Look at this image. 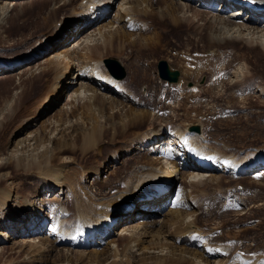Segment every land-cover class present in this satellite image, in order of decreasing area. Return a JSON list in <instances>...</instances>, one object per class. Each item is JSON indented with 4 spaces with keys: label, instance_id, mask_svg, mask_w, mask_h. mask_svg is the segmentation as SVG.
Returning a JSON list of instances; mask_svg holds the SVG:
<instances>
[{
    "label": "bare ground",
    "instance_id": "1",
    "mask_svg": "<svg viewBox=\"0 0 264 264\" xmlns=\"http://www.w3.org/2000/svg\"><path fill=\"white\" fill-rule=\"evenodd\" d=\"M18 1L20 0L0 1V3H3L0 8L1 43L7 40L6 35L7 37H11L15 31V26L5 27L6 24H11V21L8 22V18L11 16L9 13L15 10V8L21 12L24 9V5L21 4L25 3L27 5L26 8H29L32 5L31 2H35L36 0ZM242 1L244 2L246 0ZM252 1H259L264 6V0ZM111 3V0H63V4L60 6L61 9L52 8L50 9V13L56 15L60 10L62 11L64 9L67 11L69 8V14L62 16L53 23L52 20L47 23L46 18H41V23L46 29L44 28L45 30L41 32L44 33L43 36L41 33L37 36L35 48L13 58L0 60V76L4 74H7L4 75L5 77L15 74L21 75L26 72L31 83V77L33 79L37 77L33 80L34 85H37L35 87L36 89H34V97H39L43 94L41 102L36 101L37 104L39 103V106L32 108L34 102H31L32 96L29 98V94L24 95L22 92L23 95L20 99L18 98L20 105L23 104L24 106L21 113L22 116L30 109L37 110L36 112H28L31 113L30 116H27L30 117L29 119L32 122H34L36 116L43 113L42 110H49L61 101L65 95L62 96V92L66 88V85L68 87L65 92L67 93L68 91L65 100L68 106L59 109L54 114V120L52 122L42 124L39 128L38 136L34 138L39 144L44 139H47L48 144L51 145L50 152H43L36 159H32L24 166H21L18 161H12V159L6 158V161L4 160L0 163V172L11 170L12 179L14 176L16 177L20 174H24L26 179L34 176L38 181L37 194H43L46 197H50V192L56 191H58V196L68 194V200L71 204L69 205L75 208L72 220H69L67 217L69 214L67 208L60 207L58 212H54V209H51L52 211L49 212L46 211L47 207H45L42 211L41 206L34 205L27 200L23 205H20L18 201V209L17 207L15 208L16 213H6L5 208L8 206L9 194H2L0 192L1 228L5 227L6 231L8 230L10 232L24 230L26 232L25 236L35 235L38 237L37 243L26 244L28 248L34 250V253L36 252L37 258L40 257L38 260L36 259L38 262L44 260V258H48L51 253L56 252L58 259H63L64 262L68 263L70 261L69 257L64 252L62 254L59 251L57 252L56 247L59 245L62 246V243H65L67 239L76 234L74 241H79L82 244L83 242L86 244V242L93 239L94 241L98 240L97 245L87 243L86 245H89L90 248L82 251L79 249L77 251L79 253L75 254L77 260L79 259L80 262L84 261L83 264H101V262H104L105 259L103 257L105 256H111L113 260L109 264H115L118 260L117 258L123 257L126 259V257H132V253L137 251L140 253L137 259L139 264H231L228 263V259L233 253H241L246 258H254V263L262 259L263 262L261 264H264V253L255 254L253 247H250L251 245L240 246L242 242H240L241 237L238 233L231 236L227 234V240L225 242H221L220 240L219 242L213 239L215 237L213 233L216 230H220L219 228H215L216 230L212 231L209 229V231L203 232L201 229L204 227L198 225V216L200 214L203 215L204 212L201 211V204L194 205L197 203L195 202L193 203L194 206L190 207L187 205V202H183L182 204V201L180 203L173 201L171 203L169 199V193L173 190L177 182L180 183V180L181 183L187 184L188 187L196 189V186H203L204 181L211 182L212 180H217L224 169H231L240 173L256 170L257 167H264V155L260 158L254 157V155L248 157V153H246L241 158H248H242L243 160L241 158H228L229 160L227 159L223 163L222 155H217L219 149H217V153L215 154L207 144L208 141H204V136L199 137L195 134L198 132L194 130L193 132L195 133L178 130L175 127V129L173 128L171 130L167 125L168 122L166 119L161 120L159 128L139 132L144 127L143 125L149 122V118H151L149 117L150 113L142 109L143 105L135 100L134 95L130 100L131 97L129 94H132V92L129 88L122 87L119 85L120 83L116 85L117 80L108 74L103 65V61L105 60L102 61L104 54L102 53L103 56H101V53H97V57L102 59L95 57V53L99 49L98 46H100V49L102 48L103 50L111 52V49L114 47L112 44L114 41H120L121 43L116 44L118 47L116 51L120 54L123 52L124 42L127 45H131L132 48L138 45L139 49L157 51L158 43L160 44L158 41L159 38H157V32L153 31L151 36H144L146 33L145 27L149 28V26L147 23L138 20H143L142 18L137 19L138 16L145 14V11L149 10L155 15L157 20L161 21L166 19L170 23L173 22L172 25L176 29H180L182 25L188 27L187 30L190 33L185 38L193 40L194 43H198L199 38L206 35L211 46L205 45L204 48L208 50V53H210L209 51H213V56L224 55L220 50L223 45L227 47L233 46V49H236L234 48L235 46L239 49L236 51L231 50V54L237 52V56L245 57L251 63H254V61L258 62L259 66L264 68V27L262 29V26H260L264 24V11L261 10L259 12L260 14H257L262 19L261 24L258 25V23H248L247 19L243 20V17L239 16L242 8H234L232 12H229V15L221 16L214 15L215 12H210L206 9V3L200 2L191 4L183 3V0H169L167 2L164 0L158 1L157 3L154 0H119L116 7ZM103 5H108V10L109 7L111 9L115 7V14L111 18L110 16L112 14L109 12L103 18L99 19V12L104 7ZM58 9L59 11H57ZM97 14V20L93 22V24H96V27L93 29H85V25L90 23V18ZM129 21H133V25H129ZM133 30H137V32L132 33ZM76 34L79 37L71 43L72 46L71 44L69 45L71 48L62 49L63 41ZM20 37L22 38V36ZM156 39H158L157 42ZM261 39L263 42H260ZM172 40H168V37H163L162 42L164 41L169 44V47L173 50L184 48L185 54L183 55L185 58L183 59V64L186 68L185 74L188 77L190 75L194 79L202 77L196 71L193 61H191V57L188 54V47L185 44L178 45L175 38ZM257 40L259 42H256ZM15 43L18 42L16 41ZM52 49L55 52L49 58H45L40 62L37 61V64L34 63L41 55ZM73 54L77 61V65H75L76 70H74V65L72 64ZM258 55L263 57H259ZM49 70L51 73H46L50 72ZM13 71H15V74ZM214 77L212 76L211 78ZM6 78L7 80L0 82L2 89H6L12 83V78ZM20 79L14 82V87L23 84ZM66 79L67 83L65 82ZM242 79V82L239 80L241 83H245L247 80ZM212 81L210 83L211 89L207 91H211L214 95L218 94L216 93V85L218 83H223L226 87L235 86L239 83L237 82L238 80L228 83L225 81V78L222 79L221 77H217ZM48 82L50 84H47ZM245 88L243 87L242 89ZM189 91L188 89H184L182 81H179L176 84L175 94H173L174 101L171 104L163 106L164 108L160 111L168 109L174 113L177 109H184L185 103H189L184 97L186 95H203L204 89L201 87L196 89L195 86L189 89ZM135 96L139 97L140 95L135 94ZM179 96L183 98H179ZM159 98L164 99L165 103L171 97L167 96L166 91H163V94ZM178 99H181V101L177 102ZM79 100L81 105L77 106ZM140 100L145 101L144 99ZM202 101L207 104L210 103V101L205 99ZM190 103L192 107L198 104L195 100ZM111 111L114 114H110ZM7 112L4 113L2 110L0 114L3 116L4 113L5 117L8 114ZM33 114L36 115L34 118ZM27 116L26 118H28ZM116 116L118 121L115 120ZM70 117L72 120H70ZM150 122L151 124L154 123V121ZM0 123L3 122L0 121ZM22 124L15 125L18 131L24 128V124ZM195 126L200 130L199 125ZM192 128L190 127V129ZM125 129L126 132L124 131ZM125 134H128L127 139H125ZM164 137L168 138L167 141L169 143L172 140L176 146H179L174 151L177 156L176 161L179 163L172 162L171 164L166 163L164 165L159 160L141 157L143 160H138V162L140 161L138 165L131 164L125 171H123L124 163H121V167L111 169L109 173V178L112 177L115 180V184L113 183L114 186L112 184L113 181L106 178V181L99 184V192L97 194L92 193L90 187L84 180L87 175L98 172L101 167L96 166L92 169L89 167L91 164L88 163L82 168V165L79 166L78 169L76 163L78 161L75 162L68 157L73 155L75 153V147L80 145V155L82 158H85L84 154L87 153L91 157H97V164L98 162H102L105 166L109 162L117 164L121 161L120 157L126 153L129 154L132 151L146 153L145 148L147 146L150 148V145L153 146H151L152 150H156L162 145L159 142L160 140H164ZM120 138L125 142H120ZM104 139L107 144L106 148ZM4 142L5 140L2 144L0 143V152H2ZM199 151L201 153L198 154ZM134 155L135 153L131 158V162L136 159ZM225 155L223 156L227 157ZM135 162L137 164L136 160ZM96 163L93 162V164ZM244 164L247 166L240 167V165ZM188 166L192 167V169H187ZM204 172L209 174H205ZM82 174L84 175V179H82ZM120 174H123V177H119ZM164 184L166 186L175 185L164 195L159 194L157 195L158 197H152L155 194L154 191H157V185L164 186ZM116 186L120 188L118 189ZM201 189H205V187ZM106 190L109 191L108 194H104ZM227 190L229 191L230 189ZM219 191L220 193L223 192L221 189ZM150 197L152 199L146 201ZM197 198L195 197V199ZM206 202L208 203V201ZM207 203L203 207L207 206L210 211L211 205ZM238 204L239 206L244 205L242 202ZM138 205L141 207L135 208ZM129 207H134V212H129ZM145 208H148V210L146 211ZM135 215H139V218H136ZM162 215L163 220L161 222L155 219ZM213 215H215L214 212L210 216H207V218L210 219ZM124 218L125 223L119 228L120 234L125 232V230L129 231V229H131V233L128 232V234H123L119 237L117 235L112 236L110 234V224L115 226V223L117 224L119 219ZM142 219H146L147 221H142ZM26 221L29 223L28 225H25ZM48 224L50 225L48 226ZM153 224L159 226L158 229L156 228L155 233L152 232V235L149 226ZM140 228L144 231V240L137 239L140 236L136 238V233ZM197 233L206 237L205 241L201 242L200 247L186 245L187 238L195 239ZM150 235L152 241L145 247V239H147L145 237H150ZM0 237L2 238L0 239L1 241H5L6 233L5 235H0ZM97 237L102 238L97 239ZM168 237L171 240L166 242ZM121 239L127 240L119 251L116 249V243ZM159 239L165 240L161 242ZM101 240L105 241V245L103 246L107 247L98 249ZM212 240H214V243H212ZM230 240H235L236 244L238 243L239 245L234 248L235 245L228 243ZM215 245L217 249H214ZM236 248H240L241 250L234 251ZM66 251L68 252L69 250L66 249ZM227 252L230 255L227 256ZM242 255H240L241 262L245 261ZM235 261H237V258L233 260V263ZM119 263L125 264L124 261L122 262V258H120Z\"/></svg>",
    "mask_w": 264,
    "mask_h": 264
},
{
    "label": "rangeland",
    "instance_id": "2",
    "mask_svg": "<svg viewBox=\"0 0 264 264\" xmlns=\"http://www.w3.org/2000/svg\"><path fill=\"white\" fill-rule=\"evenodd\" d=\"M36 1H35L36 3L31 2L32 5L29 8H26L27 5L25 3L21 4L24 5V9L21 12L17 11L15 8V10L9 13V15L11 16L8 18V22L11 21L10 22L11 24H6L5 27L9 28L15 26V31L13 32V35L11 37H7L6 35L7 40L5 42L1 43V37H0V60L6 58H13L15 56L20 55L23 52H27L35 48L36 46L35 41L37 36L46 29V27L41 23V18L43 17L46 18L47 23L52 20L53 23L54 21L60 19L62 16H67L69 14L68 11L69 8L67 11L64 9H62V11L60 10V12H58L56 15L50 13V9L52 8L61 9L60 6H62L63 0H36ZM2 5L3 3H0V8L2 7ZM59 9L57 11H59ZM115 11H116L115 8L113 11H111L112 15L110 16V18L115 14ZM145 14H141L140 16L137 17V19L142 18L143 20L140 19L138 20L140 22L147 23V25L149 26V28L145 27L146 33L144 34V36L148 37L152 35L153 31L157 32L158 34L157 38H159V40L156 39V42L157 40L160 42V44L158 43L157 51L143 50L141 48L139 49L138 45L132 48L131 45H127V43L124 42L125 46L123 47V52L120 54L116 51V48H118L116 44H121V43L120 41H116V42L114 41L112 43L114 47L111 49V52L103 50L102 48L100 49V46H98L99 49L95 53L96 56L94 55L96 58H99L97 57V53H101V56H103L104 54L103 59L99 58L102 59V61L104 59L114 58L118 60L121 66L124 68L126 76L120 81L118 80L116 85L120 83L119 85H121L122 87L129 88L130 91L132 92V94H129V96L131 97L130 100L133 98L134 95L135 100L143 105L142 109L144 111L149 112L150 113L149 117H151L149 118V122L144 124L143 125L144 127H142V130H140L139 132H146L148 129L150 130L153 128L155 129L157 127L159 128L161 124V120L163 121V119L167 120L169 124L167 122L166 123L171 130H173V128L175 127L178 130H186L188 132H192L189 131L190 127H192V125H199L200 128L199 132L198 133L193 132V133H195L199 137L204 136L203 137L204 141L206 142L208 141L207 144L213 150V152H215V154L217 153V149H219L217 155L218 154L220 156L222 155L221 157L223 163L226 162L228 158L229 159L241 158V156H244L246 153H248L247 155L248 157H252L254 155V157L260 158L261 156H263L264 155V68L259 66L258 62L254 61V63L253 62L251 63L249 59H246L245 57L244 59L239 55L237 56L236 54L237 52L235 54H231L230 53L231 50L236 51L237 49H239L238 47L235 46L234 48L236 49H233V46H230L231 48L229 46L228 47L224 45L221 46L220 50L222 53H224V55L223 54H221V56L218 55L219 57L216 55L215 57L213 56V51H209L210 53H208V50L204 48L205 45L211 46L210 43L208 42L209 40H207L206 38V35L200 37L198 43H194L193 40L185 38V36L190 33L187 30L188 27H184L185 25L184 26L182 25L183 27L181 26L180 29H176L172 25L173 22L170 23L166 19L159 21L157 20V18H155V15L149 10H146ZM261 26H262L261 28L263 29L264 25ZM93 28L94 27H92V29ZM175 29L176 31H174ZM43 34L44 33H41L42 36ZM20 36H22V38ZM78 37L79 35L76 34L71 38H67V39L65 38L66 40L63 39L64 44L62 45L63 46L62 49L64 48L66 49L69 47L71 48L72 46L71 43L77 40ZM163 37H168V40H172L173 38H175V41L178 42V45L185 44L188 47L189 50L188 54L191 57V61H193V65L196 71H198V74L202 77H197L194 79L190 75L188 77V75L185 74L186 68L183 64L184 63L183 59L185 58L183 55L185 54L184 48H181L179 50H173L171 47H169V44H167L164 41L162 42ZM248 37L250 38V36ZM16 41L18 43H15ZM256 42H259V40H257ZM260 42H263V40L261 39ZM70 44L71 46H69ZM240 50L242 49L240 48ZM54 52L55 51L52 49L47 53H44L34 63L37 64L41 60H44L45 58H49L51 54ZM258 56L263 57L261 55ZM162 60L167 62L169 69L171 71L179 72L178 82L182 81V85L184 89L186 90L188 89L189 91V89H192V87L195 86L196 89H198L199 87L204 89L203 95H195V96L186 95L184 98H186V101H188L189 103L186 102L183 107L184 109H177L175 110L174 113L172 110H168V109L160 111L161 109L164 108L163 106L171 104V102L174 101L173 94H175L176 84L178 83L177 82L176 84H168L167 82L160 80L157 74V63ZM259 61L261 60L259 59ZM72 64L74 65V70H76L77 68L75 65H77V61L74 54L72 56ZM42 65L41 67L44 66ZM13 72L15 74V71ZM46 73L50 74L51 71ZM219 73L222 74L219 75ZM25 74L26 72H24V74L21 75L15 74L13 76H6L9 79L12 78L11 79L12 85L9 84L6 89H2L0 86V111L3 110L4 113L8 111L7 113L9 114V115L6 114V116L9 117L6 116L4 117L5 115L4 113L3 116L0 114L1 115L0 121L3 122L0 123V141H2L0 143L2 144L3 141L5 140L4 147L2 146L3 147L2 152H0V163H2L4 160L6 161L7 159H12V161L13 160L18 161L21 166H24L32 159H36L37 156L42 154L43 152L46 151L50 152L51 145L48 144L47 139H44V141L39 144L38 142L35 141L34 138L38 136L39 134L38 131L42 124H47L49 122H52L54 120V114L62 107L68 106L66 105L67 102L65 101L66 96L68 95V91L67 93H65L66 89L68 88L66 85L65 86L66 88H64V91L62 92V96L65 94L62 100L59 101L51 109L42 110L43 113H40L39 116L34 115L35 114L34 113L33 118L36 116L34 122H32V120L29 119L30 117H28L27 115L30 116L31 113L28 112L31 111L36 112L37 110L30 109L28 110L27 113H25V115L22 116L21 113L23 111L24 106L23 104L20 105L19 99L23 95V93L24 95L29 94V98H31L32 96L31 102H34V106H32V108L38 107L43 97V94L39 97L37 96L34 97V89H36L35 87L37 85H34L33 80H35L37 77H35V79L31 77L32 79V83H31L30 78H28L27 77L28 75ZM4 75L0 76V82L7 80V78ZM212 76L215 77L211 78ZM217 77H221L222 79L225 78V81H227L228 83L229 82L232 83L236 80H238L237 82L239 83L238 85L235 86L232 85L229 87H226V85H224L223 83L221 84L218 83L216 85V91H217L216 93L218 94L214 95L211 93V91L208 92L207 90L211 89L210 83L213 82L212 80L216 79ZM242 78H244L245 80L247 79L246 81L249 80L248 83L245 84L246 81L245 83H241L243 81ZM19 79L21 80V83L23 82V84L14 87L13 86L14 82L18 81ZM239 80L242 81L240 82ZM49 82L47 84H50ZM65 82L67 83V79L65 80ZM243 84H245L243 87H246L247 89L246 88L242 89L243 87L241 88ZM163 91L164 92L166 91L167 96L171 97L169 100H166L165 103H164V99L159 98V96L163 94ZM189 93L191 92L189 91ZM135 94L136 95L138 94L140 96L139 97L135 96ZM179 98H183V97L179 96ZM140 99H144L145 101H141ZM203 99L210 101V103L207 104L203 102L202 101ZM194 100L197 101L198 104L195 107H192L190 102ZM36 101H38L39 103L37 104ZM136 101L134 102L136 103ZM180 101L181 99L177 100V102ZM79 105H81L80 100L77 103V106ZM110 114H114V112L111 111ZM26 116L28 118H26ZM3 119H5L6 121L5 120L3 121ZM70 120H72L71 117ZM115 120L118 121L117 116L115 117ZM150 121H154V123L151 124ZM19 124H22L24 126V128L21 131H18L16 129V126ZM124 131L126 132V129ZM128 134L124 135L126 136L125 139L128 138ZM166 139L168 140L167 137H164V140H160L159 142L160 145L161 144L163 145ZM121 141L122 140L120 138V142ZM123 142L125 141H122V143ZM104 144L106 148L107 146L106 142ZM151 146L152 145H150V148L149 146L145 148V151L148 149L146 153L142 151L141 152L132 151L129 154L126 153L124 156H121L120 157L121 161L119 163L112 164L111 162H109L106 163V166L102 162H98L99 164L98 165L96 163L97 157L96 158L91 157V155L87 154L86 152H85L86 154H84L85 158H82L80 155V145H77L75 147V153L68 157L70 159H73L75 162L78 161L76 162L78 169L79 166L82 165L81 166L82 168L85 164L88 163L91 164L89 167H91L92 169L95 168L96 166L101 167V169L98 172L87 175L84 180L87 183V185L90 187L92 193L97 194L99 192V184L102 183L103 181H106V178H109V173L111 169L121 167L122 166L121 163L122 164L124 163L123 171H125V169L131 166V164L138 165V163L140 162V161L138 162V160L142 159L141 157L157 160L156 158L150 156V153L154 151L152 150L153 146L152 147ZM224 152L226 155L224 154ZM134 153H135L134 157H136L135 160L137 161V164H135L136 163L135 160L131 162L132 161L131 158ZM223 155L227 157H224ZM248 157H242V158L245 159ZM93 162H95L96 164H93ZM259 169H264V167L258 168L256 170ZM256 170L249 172H251L250 174L254 175L253 173ZM21 175L22 174L16 177L14 176V178L12 179L11 170H4L0 172V192H2V194L4 193L9 194L8 206L7 208H5L6 213H13V214L16 213L15 208L17 207L18 209V205H17L18 201L20 205H23L24 203H26L27 200L33 203L34 205L37 204L38 206H41L42 211L44 210L43 208L45 207H47L46 211L49 212L52 211L51 209H54V212H58V209L60 207L67 208L69 212L67 217L69 220H72L74 216L75 208L74 206H70L71 204L68 200L69 197L68 194L65 195L61 194L60 196H58V191H56V192H50L49 193L50 195L48 194L50 197H46L43 194L39 195L36 192V189L38 188V181L36 180L37 178L33 176L32 178L26 179L24 177L25 176L24 174L22 176ZM221 176L217 180H212L211 181L212 183L209 181L206 182L204 181L203 186L202 185L199 187L196 186L197 190L188 187V185L185 183H181L180 180V183L182 184L181 186L182 201L185 203L187 202V205L190 207L196 204H201V211H204L203 215L200 214L198 216L199 217L198 225L200 227H204L201 230L203 232H207L209 231V229L211 231L216 230L215 228L220 229L215 231V235H214L215 237L213 239L219 242L220 240L221 242L223 241L225 242L227 240L226 238L227 234L231 236L233 234L238 233L239 236L241 237L240 242H242L240 243V246L251 245L250 247H253L255 254L264 253V170L261 173H259L256 177L242 176L241 178L231 179L230 177L227 176L225 177L224 175ZM119 177H123V174H120ZM82 179H84L83 174H82ZM109 180H112L113 181L112 184L113 183L115 184V180L112 177L109 178ZM218 180L219 182H217ZM205 183L207 186L204 185ZM176 184H178V182ZM116 187L118 189L120 188L118 186ZM203 187H205V189H201ZM214 187L215 188L217 187L218 189L217 188L215 189ZM220 189L221 191H223L222 193H220L219 191ZM227 189L230 190L228 191ZM234 190L237 191V194L239 196L235 193ZM172 191L169 193V199L171 203L173 201H176V199L171 201ZM192 191L194 195L192 194ZM198 191L199 193L197 194ZM105 192L104 194H108L109 191L106 190ZM195 197L197 199H195ZM224 200L227 201V204H224ZM206 201H208L209 205H211L210 206V209L212 210V211L210 210L211 212L208 210L207 206L203 207V205L207 203ZM239 202L244 203V205L240 206L242 208H240V210L237 212H234L226 208V205H230V204L232 205V203L234 205V204H238ZM193 203L195 204L193 205ZM140 207L141 206L138 205L135 208H140ZM213 212L215 215H213V217L210 219L207 218V216H210ZM155 219L161 222L163 220V215L158 216ZM124 221L125 218L119 219V221H117V224L115 223V226L112 230L114 236L116 231H120L119 228L125 223ZM28 224L29 223L26 221L25 225ZM49 225L50 224H48V226ZM158 226L155 224L149 226L152 235L158 229ZM5 233H6V237L4 238L5 241L0 240V264H80V263L83 264L84 263V261L80 262L79 259L77 260L76 258L75 254L79 253L77 252L79 251V249H74L75 251L67 252L66 251L67 248L60 245L56 247L57 252L59 251L60 254L64 252L65 255L70 259L68 263L64 262L63 259H58V257H56V252L51 253L49 257L46 258L47 260L44 258V260L38 262L36 261V259L38 260L40 257L37 258L36 252L34 253L33 249H30L26 246L27 243L30 244L37 243L38 237H36L35 235L27 237L24 235L26 233L24 232V230H18V231L14 230V232H10L8 230L6 231L5 227L1 228L0 225V235H5ZM137 233H136L137 236L135 235L136 238L140 236L137 239L144 238L143 229L140 228ZM6 238L9 239L7 240ZM145 238H147L145 239L146 242L145 247H147L149 243L152 241V237L150 235V237H145ZM0 239L2 238L0 237ZM167 239L168 240H166V242L167 241L169 242L171 240V239L169 240V237ZM126 240L127 239L119 240L116 243V247H117L116 249L120 251L124 246V244L126 243ZM164 240L165 239H159V241L161 242H163ZM234 242L236 243V241ZM212 243H214V240H212ZM238 245H239L238 243L235 244L234 248ZM104 247L106 248L107 246H102L100 248H104ZM214 249H217L216 245L214 246ZM80 251H82V249H80ZM138 254H140L139 251L133 252L132 257H126V259H124L123 257H119L117 258L118 260L116 259L117 261L115 264H120L119 263L120 258H122V262L124 261L125 264L127 263L139 264L137 259L140 255ZM239 254L242 255L241 253ZM105 257H103L105 260L104 262H101V264H109L112 262L113 259L111 256L109 257L105 256Z\"/></svg>",
    "mask_w": 264,
    "mask_h": 264
},
{
    "label": "water",
    "instance_id": "3",
    "mask_svg": "<svg viewBox=\"0 0 264 264\" xmlns=\"http://www.w3.org/2000/svg\"><path fill=\"white\" fill-rule=\"evenodd\" d=\"M104 65L107 68L109 74L115 79H123L125 77V70L116 59L104 60ZM158 75L162 80L169 83H175L178 80L179 73L177 71H170L165 61H160L157 65ZM191 130L198 131V127L193 126Z\"/></svg>",
    "mask_w": 264,
    "mask_h": 264
}]
</instances>
